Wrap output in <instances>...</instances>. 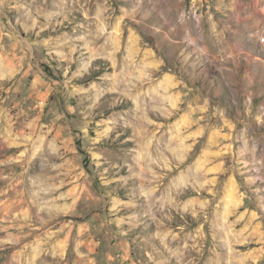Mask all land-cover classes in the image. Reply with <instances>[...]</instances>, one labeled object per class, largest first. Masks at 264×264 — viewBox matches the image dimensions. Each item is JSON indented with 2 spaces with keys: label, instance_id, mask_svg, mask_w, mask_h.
<instances>
[{
  "label": "rangeland",
  "instance_id": "rangeland-1",
  "mask_svg": "<svg viewBox=\"0 0 264 264\" xmlns=\"http://www.w3.org/2000/svg\"><path fill=\"white\" fill-rule=\"evenodd\" d=\"M263 1L0 0V264H264Z\"/></svg>",
  "mask_w": 264,
  "mask_h": 264
},
{
  "label": "bare ground",
  "instance_id": "bare-ground-1",
  "mask_svg": "<svg viewBox=\"0 0 264 264\" xmlns=\"http://www.w3.org/2000/svg\"><path fill=\"white\" fill-rule=\"evenodd\" d=\"M257 3V2H256ZM263 5H264V1H263ZM264 20V19H263ZM242 32V31H241Z\"/></svg>",
  "mask_w": 264,
  "mask_h": 264
}]
</instances>
